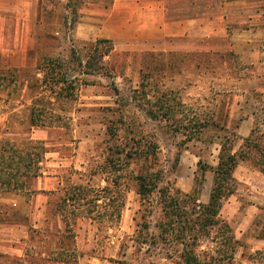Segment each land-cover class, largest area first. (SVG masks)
<instances>
[{"label":"rangeland","instance_id":"374dc122","mask_svg":"<svg viewBox=\"0 0 264 264\" xmlns=\"http://www.w3.org/2000/svg\"><path fill=\"white\" fill-rule=\"evenodd\" d=\"M112 1L39 0L35 27L41 35L38 44L43 54L30 55L27 64L32 67L23 72L22 89L9 86L10 96L16 100L19 94V105L25 104L19 118L12 121L28 128L29 98L44 87L42 96L46 97L47 104L41 101L35 105V114L45 119L46 126L51 124L56 128L53 130L61 134L48 133L44 140L48 149L46 157L50 160L45 167L46 174L60 175L81 184L89 181L93 174L102 173L101 166L110 151L123 147V135L130 133L117 121L121 116L136 138L143 137V143L155 141L158 144L156 157L132 161L130 167L121 172V188L127 189L121 227L107 234L95 224L80 222L73 233L79 238L80 252L85 254L74 260L72 255L66 254L67 264H181L182 247L170 242L176 234L170 230L159 236L160 226L175 220L170 215L175 201H181L182 207L192 212L193 203L188 199L184 202L182 198L186 191L193 192L199 161L215 166L222 143L227 139L233 141L236 151L241 150L245 139L240 140L238 130L247 114L257 115L255 126L264 133V71L244 63L240 53L225 44L221 53L184 54L179 50L158 51L160 49L151 52L146 45L150 38L143 35L133 43L127 31L112 42V53L102 59L104 69L93 70L100 61L93 45L100 39H85L78 34L81 18L88 16L92 9L108 8ZM54 47L58 48L55 53ZM49 60L57 69L45 74L39 67L50 63ZM88 61L92 65L89 70ZM65 76L67 83L62 80ZM36 77H40L38 83ZM44 78H50V86L42 84ZM33 83L38 87L32 90ZM141 83L146 85L145 92H140ZM23 95L24 100H21ZM160 102H166L174 111L172 118L158 119L147 113H160ZM16 103L11 102L9 107L15 108ZM201 118H210L209 126L198 135L199 126L194 125ZM113 120L121 129L120 136L112 139L108 127ZM63 126L65 129H59ZM59 156L67 158L65 165H60ZM254 157L255 152L251 159L241 163H254ZM133 170L160 178L158 188L145 200L137 193L136 182L131 180ZM212 182L213 172L208 171L203 183L205 193L211 191ZM91 183L99 184L100 177ZM239 189L242 195L248 191L241 185ZM226 204L227 201L224 207ZM87 211L84 209L83 213ZM256 215L258 223L245 232V240L264 241V228H261L264 219L261 214ZM69 235L67 245L72 250L73 240ZM210 239H203L199 251L213 247ZM93 246L95 253L91 251ZM244 248L247 262L264 264V247L252 250L244 241ZM91 254L101 259L89 257Z\"/></svg>","mask_w":264,"mask_h":264},{"label":"crops","instance_id":"0c3cea01","mask_svg":"<svg viewBox=\"0 0 264 264\" xmlns=\"http://www.w3.org/2000/svg\"><path fill=\"white\" fill-rule=\"evenodd\" d=\"M38 6L39 0H0V143L6 137L29 138L45 143L48 133L61 135L53 130L56 129L54 126H28L24 129L22 123L12 121L19 118L25 104L19 105V94L16 100L13 95L10 96L9 86L22 89L23 72L32 67L27 64L30 55L43 54L38 44L41 35L35 27ZM88 14L81 18L78 30V34L85 39L99 38L113 42L127 31L133 43L143 35L150 38L146 45L151 52L158 49L166 52L179 50L184 54L221 53L225 44L240 53L244 63L257 71H264V0H113L108 8L92 9ZM57 50L54 47V53ZM8 73L11 75L8 76ZM42 94L38 92L30 96V105L26 107L28 116L36 105L35 100ZM21 100H24V95ZM13 101L17 103L11 109L9 106ZM256 117L255 113L245 116L238 130L241 141L256 127ZM234 151L237 152L235 148ZM58 159L60 165L67 163L66 157L59 156ZM48 162L50 160L45 157L42 174L28 178L24 190L0 192V264H67L66 256L61 252L71 251L67 245L69 234L76 259L85 254L80 252L79 238L73 233L80 222L95 224L98 230L107 234L123 224L125 207L117 226L79 217L72 231H68L66 210L62 205L67 195L66 187L88 185L101 189L107 181L100 172L90 176L85 184L61 178L60 175H48L45 169ZM98 176L100 183L92 184L91 181ZM234 177L238 185L248 191L242 195L237 189L220 212L240 241L234 260L227 264H258L247 262L243 255L244 241L252 250L264 247V241L245 240V232L254 229L258 223L254 214H261L264 219V173L248 161L238 165ZM213 183L214 172L212 186ZM194 188L195 184L193 191ZM204 191L202 188L198 200L208 204L211 191ZM262 226L264 228V222ZM94 246L91 247L93 253L96 250ZM89 257L101 259L94 254Z\"/></svg>","mask_w":264,"mask_h":264},{"label":"trees","instance_id":"16d2710c","mask_svg":"<svg viewBox=\"0 0 264 264\" xmlns=\"http://www.w3.org/2000/svg\"><path fill=\"white\" fill-rule=\"evenodd\" d=\"M104 46L105 49L103 48ZM93 47L94 53L100 59L99 66L93 70L101 71L105 67L102 59L112 53L114 46L112 41L102 39L98 40ZM49 61L50 63L45 62L39 67L45 74H51L52 71L57 69L51 63L52 60ZM86 67L88 68L87 70L92 68L90 61H88ZM51 79L53 82L54 78ZM62 80L64 83L68 82L66 76ZM38 81L40 80H37V83ZM41 82L46 86H50L51 84L50 78H44ZM69 82L71 83L72 81ZM37 87L38 84L33 83L30 89L33 90ZM145 87L146 85L141 83L140 92H145ZM44 91L43 87L41 92ZM45 98L44 96L37 97L34 105L40 104L41 101L46 105L47 101H44ZM159 112L157 114L156 111H147L149 115H152L154 118L158 117V119L164 118L166 120L174 116V111L169 108L166 102H160ZM209 119L201 118L197 122V125H194L199 126L198 135L209 126ZM29 121V128L32 126H46L45 119L41 117L37 118L35 106L31 109ZM117 121L126 127L127 130L125 131L129 132L131 136L123 135L125 140L123 147L110 151L112 153L109 154L103 166H101L100 171L105 175L107 185L101 189L88 185L66 187L67 195L63 198L64 203L62 205L64 210H66L65 217L68 222V231H72L79 217L117 226L126 204L127 193V189L121 188V179L123 178L121 172L124 168L130 167L132 161L141 160L143 157H156L158 144L155 141L151 140L149 143H143L145 141L143 137L136 138L132 135L133 132L129 130L128 123L123 116ZM115 123L116 121H111L108 127L112 139L113 137L120 136L121 125L117 127ZM180 127H182L181 124ZM47 152L48 149L43 141L29 138H4L0 143V192H19L24 190L27 186L28 178L38 177L42 174V163L45 160ZM254 152V164L264 173V133L258 127L253 128L251 134L245 138L241 150L237 152L234 151L232 140L227 139L226 142L224 141L217 166L214 167L199 161L194 191L190 194H184L185 198H182L184 202L188 199L193 203L192 212L186 211L182 207L181 201H175L176 204L171 207L174 210L170 212L171 217H175V220L166 221L163 227L160 226L162 231L159 236L170 230L176 234L175 238L170 240V242L181 245L182 250L179 253L181 264H227L234 260L237 249L240 246V241L236 238L231 225L221 217L220 212L224 203L238 189V181L234 177L236 168L241 161L251 159ZM208 170L214 172V183L210 201L208 204H204L199 202L198 199L203 188L205 174ZM130 177L132 181L136 182L138 186L137 193L144 200L158 188L157 183L160 181V178L152 176V174L145 175L135 170L131 171ZM177 193V199L180 200V192L178 191ZM100 200L102 201L101 203H99ZM84 209L88 211L83 213ZM168 214L166 213V218H169ZM146 229H148L147 226ZM205 238H211L210 241L213 247H208L204 252L199 251ZM61 254H65V256L69 254L72 255L73 260L76 259V253L72 250L62 251ZM61 258L63 260V256ZM65 259L69 262V259Z\"/></svg>","mask_w":264,"mask_h":264}]
</instances>
